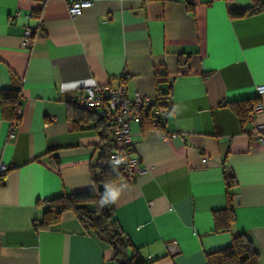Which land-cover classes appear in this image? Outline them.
<instances>
[{
    "label": "crops",
    "instance_id": "crops-1",
    "mask_svg": "<svg viewBox=\"0 0 264 264\" xmlns=\"http://www.w3.org/2000/svg\"><path fill=\"white\" fill-rule=\"evenodd\" d=\"M76 1L0 0V90H20L16 126L0 111V264H115L71 213L47 230L32 224L46 200L100 187L92 173L110 168L114 145L71 100L120 83L129 99L159 97L169 111L162 132L175 135L129 125L141 172L130 184L111 181L126 187L110 204L128 252L144 264H207L244 234L264 264V145L249 134L264 115L250 121L249 110L240 123L230 107L264 103L255 91L264 85V9L229 16L264 0H85L91 7L71 18ZM25 31L38 33L29 48ZM226 174L235 221L216 233Z\"/></svg>",
    "mask_w": 264,
    "mask_h": 264
},
{
    "label": "trees",
    "instance_id": "trees-1",
    "mask_svg": "<svg viewBox=\"0 0 264 264\" xmlns=\"http://www.w3.org/2000/svg\"><path fill=\"white\" fill-rule=\"evenodd\" d=\"M263 9L262 4L255 1L247 10L229 11V16L230 19L244 18L257 14ZM155 77L157 81L159 77L157 75ZM19 96L20 90L18 88H4L0 90V111L3 119L18 121L19 117L16 116V110L19 106ZM157 105L167 108V105L164 106L159 99L157 100ZM230 107L238 116L240 123H244L250 107L247 105L239 108L234 105ZM73 111L80 115V120L94 123V130L97 131L101 140H111L104 121L98 120L94 114L76 107H73ZM151 120L152 115L150 111L142 113L139 119L141 124L146 128L150 127ZM109 165V169L100 168L98 179L92 173V180L94 183H99V188L46 200L41 221L34 222L32 225L36 230H47L59 223L62 214L71 213L84 233L95 236L112 250L113 262L115 264H144L135 251L132 253L128 252L131 244L118 228L112 216L110 204L103 207L99 204V200L105 191V183L121 180L120 174L114 170L110 162ZM3 178L4 175L0 176V184L3 183ZM225 180L226 207L224 210L213 213L214 230L216 233L228 232L235 221L232 202L233 194L231 193V189L235 186V180L229 174L225 175ZM207 264H259V254L255 250L252 241L246 235L239 234L232 239L229 247L207 255Z\"/></svg>",
    "mask_w": 264,
    "mask_h": 264
},
{
    "label": "built area",
    "instance_id": "built-area-1",
    "mask_svg": "<svg viewBox=\"0 0 264 264\" xmlns=\"http://www.w3.org/2000/svg\"><path fill=\"white\" fill-rule=\"evenodd\" d=\"M91 5V1L85 0L72 2L67 6L68 15L71 18L79 17ZM35 34L25 31L23 38L26 48L31 47ZM255 91L258 96L263 95L264 85L257 86ZM158 99L159 97L149 98L139 94H135L133 98L129 99L126 96L124 85L120 83L115 87L109 84H95L84 87L71 100L77 108L94 114L98 120L106 123L111 142L114 145L108 154V160L115 171L120 174L123 184L132 183L141 172L139 161L133 156V145L129 129L131 122L138 121L142 113L150 111L152 115L150 129L159 131L164 138L175 137L174 134L168 136L162 132L164 118L169 111L166 107L157 105ZM257 114L264 115L263 102L251 107L247 116L248 120H253ZM16 116H19L17 110ZM17 122L16 120L11 121L12 127L16 126ZM249 134L264 145V122L254 125ZM115 160H120L121 163L114 164ZM6 170L4 166H0V176L4 175ZM169 252L174 254L176 250L174 247H169Z\"/></svg>",
    "mask_w": 264,
    "mask_h": 264
},
{
    "label": "clouds",
    "instance_id": "clouds-1",
    "mask_svg": "<svg viewBox=\"0 0 264 264\" xmlns=\"http://www.w3.org/2000/svg\"><path fill=\"white\" fill-rule=\"evenodd\" d=\"M119 163H121L120 160L114 161V164H119ZM125 187L126 185H123V184L117 186L114 182L105 183L104 185L105 191L99 200L100 206L103 207L105 205L115 203L120 197Z\"/></svg>",
    "mask_w": 264,
    "mask_h": 264
}]
</instances>
